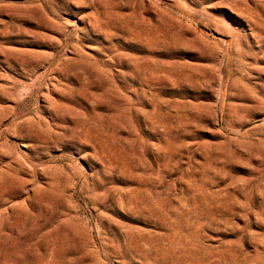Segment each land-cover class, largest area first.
<instances>
[{"label":"rangeland","instance_id":"1","mask_svg":"<svg viewBox=\"0 0 264 264\" xmlns=\"http://www.w3.org/2000/svg\"><path fill=\"white\" fill-rule=\"evenodd\" d=\"M0 264H264V0H0Z\"/></svg>","mask_w":264,"mask_h":264},{"label":"bare ground","instance_id":"2","mask_svg":"<svg viewBox=\"0 0 264 264\" xmlns=\"http://www.w3.org/2000/svg\"><path fill=\"white\" fill-rule=\"evenodd\" d=\"M69 7V6H68ZM40 30V29H39ZM50 65V64H49Z\"/></svg>","mask_w":264,"mask_h":264}]
</instances>
